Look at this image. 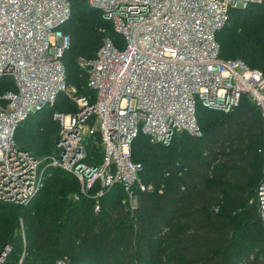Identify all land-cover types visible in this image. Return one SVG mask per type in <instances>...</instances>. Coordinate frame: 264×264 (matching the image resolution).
Returning <instances> with one entry per match:
<instances>
[{"label":"built area","instance_id":"built-area-1","mask_svg":"<svg viewBox=\"0 0 264 264\" xmlns=\"http://www.w3.org/2000/svg\"><path fill=\"white\" fill-rule=\"evenodd\" d=\"M88 1L112 22L125 47L107 37L92 60L80 61L94 94L79 95L63 62L71 47L62 30L71 18L70 1L0 0V81L8 78L15 86L0 96V202L28 206L53 167L72 172L80 184L74 199H96L95 212L116 185L136 206L137 190L155 189L144 183L142 164L132 156L140 133L164 145L176 132L201 137L199 103L229 113L248 99L264 119V72L241 59L221 58L216 39L233 10L264 0ZM60 94L78 110L53 112L60 127L57 153L36 156L17 143V130L53 108ZM94 134L103 157L91 165L85 142ZM255 202L264 224V175ZM13 250L8 243L0 246V264H23L25 254L13 261Z\"/></svg>","mask_w":264,"mask_h":264},{"label":"trees","instance_id":"trees-1","mask_svg":"<svg viewBox=\"0 0 264 264\" xmlns=\"http://www.w3.org/2000/svg\"><path fill=\"white\" fill-rule=\"evenodd\" d=\"M69 1L71 18L62 26L71 37V47L63 58L67 82L79 95H92L79 59L96 56L103 43L100 27L118 48L125 44L112 22L88 0ZM216 39L221 58L241 59L264 72V1L233 10ZM14 88L11 79L0 81V96ZM77 110L76 103L60 94L53 108L21 124L17 143L36 156L56 154L60 127L52 114ZM196 117L201 137L176 132L170 144L164 145L140 133L133 141L132 156L142 164V180L155 187L151 192L137 190L136 206L131 205L123 186L116 185L99 199L98 214L95 205L92 207L93 215L85 227L89 211L83 205L96 199L67 203L68 187L78 192L79 181L73 174L49 167L44 188L52 182L60 185L52 186L54 191L47 199H41L43 188L26 207L0 202V206L16 210L34 211L43 206L28 225L29 255L26 247L18 249L6 239L18 217L11 218L9 225L0 224V246H13V261L25 254L23 264H42L48 246L58 254L56 264L64 259L65 264H264V224L255 202L264 175L263 116L244 99L229 113L199 103ZM38 122L45 129L41 135L29 131ZM93 136L85 142L86 162L91 165L99 164L103 157V152L100 159L90 156L87 139ZM69 217L75 221L74 233Z\"/></svg>","mask_w":264,"mask_h":264},{"label":"rangeland","instance_id":"rangeland-1","mask_svg":"<svg viewBox=\"0 0 264 264\" xmlns=\"http://www.w3.org/2000/svg\"><path fill=\"white\" fill-rule=\"evenodd\" d=\"M95 16H98L97 14H95ZM74 24V23H73ZM69 25L70 29H72V25ZM99 33L102 34L101 35V40L102 42L108 37V35H104L106 33V30L102 27H100L99 29ZM107 34V33H106ZM103 36V37H102ZM82 59H79V63ZM81 66V65H80ZM82 68V66H81ZM83 69V68H82ZM262 69V68H260ZM263 70V69H262ZM77 94H79L77 92ZM39 122L37 123V126L29 129V131H38L37 135H41L42 132L45 130L43 127L44 126H39ZM95 124V123H94ZM30 126V125H29ZM93 124L91 125V128H92ZM44 129V130H43ZM90 137V136H89ZM35 138H38V136H36ZM87 141H89L90 143V147H89V151H90V156L91 158H95V156L99 155L98 156V159H100L102 157V152H103V147H102V143H101V140L99 138V136L97 134H94V136L92 138H88ZM36 142V141H35ZM63 170V169H62ZM66 171V170H64ZM67 173L69 174H72V172L70 171H66ZM264 174V173H263ZM142 178V177H141ZM54 185H60L58 182H55V183H50L48 184V186L46 187V189L42 192V198L41 199H47V197H49L53 191H54V188H52V186ZM70 190H71V193L69 194L68 196V200H67V203L68 201H73L76 203V200L74 199V196L75 194H77L78 192L77 189H75V187H68ZM80 188V186H79ZM48 192L45 194V197H44V193L45 191ZM90 198H87V200H89ZM82 200V199H81ZM97 201V200H96ZM96 201L92 203L89 202V203H85L83 206H86L88 208V213L86 214V222L84 223L85 224V227H87L89 221H90V216L93 215V212L91 211L92 207L94 205H96ZM43 206L38 205L37 208H35V210H16V209H12L10 207H6L4 205L0 206V215H1V219H0V224H6V225H9V222H10V219L11 218H16L18 217V220H17V224L13 225L11 228H10V231L9 233H7V236H6V239L8 240V242H13L15 243V245L18 246V249L22 248V250L24 249L23 247H26V249L24 250H27L28 252V255H29V251H28V245L31 243V240L28 238V225H30L32 223V221H35V214L36 212L41 209ZM82 208V207H81ZM100 212V211H98ZM98 212L96 214H98ZM9 215V216H5V215ZM64 218H67L66 214L64 215ZM68 225H69V228L72 230V232L74 233L75 232V221L74 219L71 217H69V221H68ZM53 248L52 246H48L47 247V251L45 253V257L42 261V264H56V258L58 257V254H55L53 253ZM32 250V249H31ZM34 258H37L35 255H33ZM65 260V259H64ZM62 261V260H59L57 262V264H59V262Z\"/></svg>","mask_w":264,"mask_h":264},{"label":"water","instance_id":"water-1","mask_svg":"<svg viewBox=\"0 0 264 264\" xmlns=\"http://www.w3.org/2000/svg\"><path fill=\"white\" fill-rule=\"evenodd\" d=\"M82 60H84V59H82Z\"/></svg>","mask_w":264,"mask_h":264}]
</instances>
